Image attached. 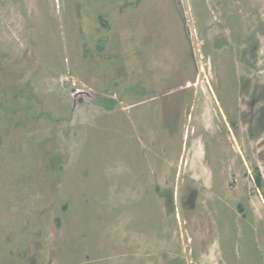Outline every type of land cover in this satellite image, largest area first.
I'll return each instance as SVG.
<instances>
[{
    "label": "rangeland",
    "instance_id": "obj_1",
    "mask_svg": "<svg viewBox=\"0 0 264 264\" xmlns=\"http://www.w3.org/2000/svg\"><path fill=\"white\" fill-rule=\"evenodd\" d=\"M263 87L264 0H0V264H264Z\"/></svg>",
    "mask_w": 264,
    "mask_h": 264
},
{
    "label": "flooded vegetation",
    "instance_id": "obj_2",
    "mask_svg": "<svg viewBox=\"0 0 264 264\" xmlns=\"http://www.w3.org/2000/svg\"><path fill=\"white\" fill-rule=\"evenodd\" d=\"M236 13L237 12H235V11L233 12V11H230V10L227 9V10H225V12L220 13L219 16H220L221 20H225L230 14L236 16ZM244 31H246V30L244 29L243 32L240 33V35H239V32H237V33L234 34V36L238 35L240 37V39H241L243 34H244ZM220 39H222V37H220L219 40ZM258 49H259V44L257 43V41H255L253 46L250 45L249 51L248 50L244 51L245 52V54H244L245 57L248 56L251 59H254L256 61L255 55H257V53H258ZM247 52H249V53L247 54ZM242 57L244 59V56H242ZM250 85H251L250 81H247L245 83L244 90L246 89V87H248ZM259 102H260V98L259 99L252 98L251 101L249 102V107H251V109H255L257 104H259ZM250 122H252V126H253V128L250 129V132H252V134L254 132L255 133H260L261 132V127L264 126V115L261 113V110H260L259 115H257V117H253V120L250 121ZM225 124L227 126L228 132H230L232 134V137L235 140L236 138L234 136L233 130H235V131L237 130L236 129V127L238 125L237 124V120H229V122H228L227 119H226V123ZM253 182H254L255 186H257L256 179H253ZM257 187L260 188L259 186H257ZM198 196H199V194L197 193V191L194 194H192V198H195L196 200H197ZM149 256H150L149 252H147L146 258H148ZM147 263H150V262L147 261Z\"/></svg>",
    "mask_w": 264,
    "mask_h": 264
},
{
    "label": "trees",
    "instance_id": "obj_3",
    "mask_svg": "<svg viewBox=\"0 0 264 264\" xmlns=\"http://www.w3.org/2000/svg\"><path fill=\"white\" fill-rule=\"evenodd\" d=\"M255 179H256L257 186L261 187V177H260V175L256 174Z\"/></svg>",
    "mask_w": 264,
    "mask_h": 264
}]
</instances>
